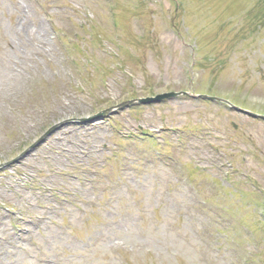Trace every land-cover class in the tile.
<instances>
[{"label":"rangeland","instance_id":"374dc122","mask_svg":"<svg viewBox=\"0 0 264 264\" xmlns=\"http://www.w3.org/2000/svg\"><path fill=\"white\" fill-rule=\"evenodd\" d=\"M168 91L264 114V0H0V264H264V120L80 121Z\"/></svg>","mask_w":264,"mask_h":264},{"label":"bare ground","instance_id":"6f19581e","mask_svg":"<svg viewBox=\"0 0 264 264\" xmlns=\"http://www.w3.org/2000/svg\"><path fill=\"white\" fill-rule=\"evenodd\" d=\"M61 112H62L61 110L58 111V114H61ZM71 112H72V111H71L69 108H66V109L63 111V113H64L65 115H67V114H69V113H71ZM66 113H67V114H66ZM12 117L17 118L21 123H25L26 121L30 120V119H28V117H26L22 112L13 113V114H12ZM61 125H62V124H61ZM61 125H60V126H61ZM79 129H81V126H79ZM68 130H69L68 127H64V128H62L61 131L58 132V134L61 135V136H59L57 139H58V140H59V139L63 140L64 137H65V135H67V134L69 133ZM29 156L31 157L32 155H29ZM66 194L69 196L68 192H66ZM26 233H30V230H29V229H26V230H25V233H24L22 236L26 237V236H27ZM21 241H26V240L21 239Z\"/></svg>","mask_w":264,"mask_h":264},{"label":"water","instance_id":"95a60500","mask_svg":"<svg viewBox=\"0 0 264 264\" xmlns=\"http://www.w3.org/2000/svg\"><path fill=\"white\" fill-rule=\"evenodd\" d=\"M175 95L174 93H170V94H166V95H160L156 98H150V99H147V100H141V102H153V101H159L161 100L162 98L164 97H169V96H173Z\"/></svg>","mask_w":264,"mask_h":264}]
</instances>
